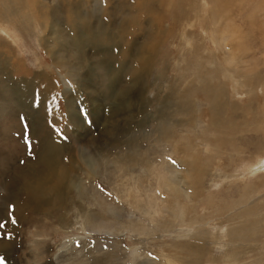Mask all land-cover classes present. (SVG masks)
Wrapping results in <instances>:
<instances>
[{
    "label": "rangeland",
    "instance_id": "obj_1",
    "mask_svg": "<svg viewBox=\"0 0 264 264\" xmlns=\"http://www.w3.org/2000/svg\"><path fill=\"white\" fill-rule=\"evenodd\" d=\"M46 1L50 7H63L59 17L43 19L38 10L43 8L41 1L29 8L35 20L9 23L8 34L5 28L0 30V47L7 44L9 48L8 55L0 53V220L11 215L19 222L15 226L9 221L3 229L12 239L0 238V245L18 244L15 252L6 250L7 264H264V117L258 120L254 109H264V91L259 88L260 94L255 83L248 86L249 80L242 86L239 82L241 87L236 86L237 92L231 95L233 79L227 68L232 66L224 60L225 55L230 57L231 45L227 37L219 36L235 18L250 33L247 47L251 51L246 55L251 63L258 58L264 72V11L254 7L260 0L254 5L223 0L227 4L219 21L213 16L212 0L206 12L197 3L200 0H193L177 21L162 17L160 22L171 31L161 32L158 41L151 40L149 31L146 39L141 31L153 24L148 14H142L149 18L147 24L129 19L137 38L136 51L149 47L147 61L151 58V69L133 78L124 55L117 54L129 40L121 42L117 37L109 43L106 38L110 31L122 39L127 25L100 23L93 39L83 37L85 43L93 41L108 52L97 51L93 44L78 47L69 40L66 28L68 3ZM88 1L78 12L79 32L82 22H92L97 14L110 20L127 19L120 10H109L106 0ZM178 11L169 8L167 15ZM184 32L191 41H186ZM244 63L243 59L240 67ZM118 67L125 70L115 75ZM90 74L94 81L83 85ZM235 74V78L244 77ZM207 79L215 91L224 89L220 103H227L228 112L219 115L228 121L234 101L245 108L250 126L241 118L230 127L213 123L209 109L216 104L211 101L212 87L204 90ZM37 87L41 95L65 93L67 103L56 111V123L50 107L48 114L42 105L32 107ZM123 89L132 93L131 104L122 99ZM72 93L87 98L90 117L86 114L85 120L89 122L76 115ZM184 104H193L194 112H186ZM64 112L71 116L65 117ZM187 120L191 124L183 122ZM248 126L256 131L242 133ZM111 128L114 134L105 133ZM83 146L85 151L79 149ZM258 157L263 164L255 162ZM255 163L259 170L248 167ZM52 167L66 170L64 204L44 207L40 214L28 210L17 218L29 172L44 177V170L51 172ZM243 192L245 199L233 205Z\"/></svg>",
    "mask_w": 264,
    "mask_h": 264
},
{
    "label": "bare ground",
    "instance_id": "obj_2",
    "mask_svg": "<svg viewBox=\"0 0 264 264\" xmlns=\"http://www.w3.org/2000/svg\"><path fill=\"white\" fill-rule=\"evenodd\" d=\"M62 1H66L68 3L67 6L70 7L71 10H73V12H72L70 9H67L70 12V15H69V17H67L66 28H67L68 33H70L69 40L72 39L73 42H74V44L76 46H78V47H80V46H84L85 47L87 45L93 44L92 43L93 41L92 42L87 41V43H85L83 41V37H85V38H87L89 40L93 39V37H95V30H96V28L98 27V25L100 23L104 27H107L109 24L112 25L113 23H116L117 24V23H120V22H123L125 25H127V27H124L123 30H122V39L119 37L118 33H115V34L109 33L110 31L109 32H106V35H107L106 38H108L109 43H115L117 37H118V39L121 40V42L122 41L125 42V40H129V41H127V42L124 43L123 50L117 51V54L121 55V53H122L124 55L122 58H123V61L124 62H127V69L126 70H127L128 74L131 75L132 78L134 77L133 75H135L137 72H140V71L143 72V70H147L148 71V70L151 69L149 67V66H151L150 65L151 63L148 62L151 58L147 61V58H146L147 57V53L148 54H150V53L149 52H146V49H149V47L146 48V46H143L141 49H139V50L136 51V49L138 48V47L135 48V46L137 45L136 44L137 38L134 36V32L131 31V27L132 26L129 23V19H131V20L140 19L141 22H142V25L143 24H147V20H149V18L147 17V15H142V14H148L152 18L153 24H147L146 29L143 26L141 28V31L144 32V34L146 36V39H149L148 36H147V34H146L147 33L146 31H149V32H151L150 33L151 34V40H153V41H156L157 40L158 41V39L160 37H163V35H162L163 33H161V32L170 30L169 28H167V25L168 24L165 25V24H162L160 22L161 19H162V17H164L166 20H169L171 22H173L175 20L177 21L178 19H180V18L183 17L182 12L183 13H184V11L185 12L186 11L188 12L189 11V8H191V6H193V4H192L193 3V0H106L107 1V4L109 3V10H120V12L123 14L124 18H127V19L126 20H123L121 18H117V19L110 20L104 14H97V16H94L92 22L89 23L87 21L86 22L83 21L82 22V32H79L80 29H81V26H80V24L78 22V18H79L78 17V12L81 11L82 7L84 5H86L87 2H89V1L88 0H73V3H75V5L71 4L70 0H61V2ZM208 1L209 0H200V1H197V3H199V5L201 6V8H203V10H205V12L207 11V8L209 7V4H210V3L208 4ZM245 1L250 2V3H253V5H254V3L257 2V0H245ZM40 2H41V5H42L43 8H40L39 7L38 10H39V13H40L41 17L43 19H45L46 21L54 20V19H56L57 17H59L61 15L60 10H62V8H63L62 6H61V8H59V7L56 8V6H54V5H52L50 7V6H48L47 1L45 2V0H1V2H0V25L1 26H4V27H0V30L5 28L4 29V33L5 34H8V31L6 29L7 28L6 26H8L9 23H11V24L18 23V24L21 25L22 24V21L25 22L26 19H34L35 20V17H34L35 15L29 11V8L30 7H32V8L35 7ZM187 2H188V4H187ZM211 2H212L211 10H212L213 16H214V18H216L217 21H219L220 19L223 18V15L220 14V12L221 11L223 12V7H225L227 3L225 1H223V0H212ZM233 2H235L236 4H240L241 2H243V0H233ZM254 7L256 9H259L260 8L259 9L260 11H264V0H260L259 2H257V5H254ZM96 8L97 7H95V9ZM169 8L176 9L177 11L178 10L179 11H178V13L176 12L173 15L170 14L171 16H168L167 15V10ZM99 9L100 8L98 7V10ZM200 9H199V11L197 10L196 12H200ZM90 10H92V9H90ZM39 13H38V15H39ZM164 13H166L165 14L166 16L164 15ZM27 14L31 18H28ZM196 15H197V13H196ZM121 17H122V15H121ZM263 17L264 16H262V18ZM105 18H107V19H105ZM258 18L260 19V16H258ZM198 20L199 19L197 18L196 21H198ZM149 22H150V20H149ZM203 24H204V22H203ZM216 24H218V23H216ZM239 24L240 23L237 22L235 18H231L230 21H228V23L225 25V27L219 32V36L222 37V38L223 37H227V39H228V41H229V43L231 45L230 46L231 49H229L230 50V57H228V55H225L224 56V60H225V63L226 64L232 66L231 67L232 69L231 68L230 69L227 68V71L230 70V73L229 74H231V77H229V78L231 80L232 79L234 80V81L232 80V82H231V88L233 90V92L231 94L232 96H233L234 92H237V89L235 88L236 86H238V89H239L242 85L247 84L249 80H250V82L248 83V86H250L251 84L255 83L256 84L255 85V88L257 90L259 88H262L263 91H264V72L262 71V63L260 62V60L258 58L255 59L254 63H251L250 62L251 57H249L248 55H246L248 52L251 51V48L250 47H247V44H248V41H249V34L250 33L249 34H248V32L246 33V30L243 28V26H241ZM23 25H25V23ZM77 27H78V30L75 31L77 29ZM117 28L120 29V25ZM113 30H115V29H113ZM119 32H121V31H119ZM51 33H53V29H52V32ZM191 33L193 34L194 32L191 31ZM212 37L215 38V36H213V35H212ZM184 38H186V41H188V42L192 40L191 38H189V33L188 32H184ZM214 38H212V39H214ZM224 40H226V39H224ZM55 43H56V45L61 46L59 44V41H56ZM152 44L153 43H150L151 46H153ZM93 45L95 46V44H93ZM147 46H148V44H147ZM61 47H63V46H61ZM91 47H93V46H91ZM95 48H97L96 49L97 51H99V50L102 51V52L103 51L104 52H108L109 51V49H104V48H100V47H97V46H95ZM81 50L83 51V49H81ZM8 52H9V48H8V45L7 44H4V45H2L0 47V53L1 54L8 55L7 54ZM253 52L255 53V51H253ZM95 54H96V52H95ZM8 57L3 58V60H5L4 62L6 64L9 63L8 62L9 61ZM126 57H128V58H126ZM131 57H132V59H131ZM133 58H136V59H133ZM241 58H242V60L244 59V62H245L244 65L242 64L243 65L242 67H240V65H239L242 62V60H240ZM10 59H11V57H10ZM145 65H147V66H145ZM122 70L124 71L125 70V67ZM123 71H121V69L118 67L115 75L118 74V73H121ZM57 72H60V71H57ZM237 72L239 73L240 76L244 75V77L238 79L237 76H236V78L234 76H232L233 73H234V75H236L235 73H237ZM92 75L93 74H90V79L89 80H88V76H87L86 80L83 82V85H89V82L90 81H94ZM202 79H204V78L202 77ZM220 79H221V77H220ZM37 81L38 80H36V82ZM208 81H210V80L207 79V81H205L207 83L204 86V90L207 89V88L210 89V90L213 89V87L211 86V84ZM239 82H240V84L242 83L241 86H239V84H238ZM69 83H70V85L73 84L71 82H69ZM132 83H133V81L130 82L129 87H132L133 86ZM6 84H10V82L7 79H6ZM22 84H24V83H22ZM22 84L19 83V85H22ZM126 85L128 86V83H126ZM192 85H194V84H192ZM192 85L189 84L190 87ZM211 87H212V89H211ZM218 87H220L219 84H218ZM16 88H18V85L16 86ZM194 88H197V87H194ZM233 88H235V89H233ZM13 90H14V88H13ZM29 90L31 91V88H29ZM218 90L216 89V91H215L213 89V91H212L214 93V95H213V98H212L211 101L214 104H216V105H212L211 106V109H209V111H212V115H214V117H213L214 118L213 119L214 122L213 123H215L216 125L217 124H221V123H223V124L226 123L230 127V126H234L235 125V122L237 123L238 118H241V120H243V123L246 126L249 125V123L247 121V115H248V113H246L245 108L243 106L238 105L233 100H232L233 101L232 104L229 106L230 116L228 118V121H225L223 119V117H221L219 115L220 113H224V112L227 113L228 112V110H227L228 107H227V103L226 104L220 103L221 100H223L222 99L223 98L222 97V91L224 89L223 90H219L220 92ZM257 90H256V92H257ZM15 92L16 91L14 90V93ZM259 92L261 94L260 89H259ZM226 93H225V95H226ZM131 94H132L131 92H127L125 89H123L122 99L124 100L125 103L131 104L132 101H129V100H132V99H129V97H131ZM225 97H224V99H225ZM259 98H260V96H259ZM226 100H227V98H226ZM236 100H238V97H236L235 101ZM256 101H257V99H256ZM223 102H225V101H223ZM20 103L23 104L25 102L24 101H20ZM241 104H243V103H241ZM254 105H255V103H253V106ZM193 106H194L193 104H184L185 110L188 113H193L194 112L193 111ZM51 108H52V106L50 105V110H52ZM254 109L257 112V114L260 116V118L258 120H261V119L263 120V117H264V109H261V108L259 109V108H256V107ZM194 118L195 117H193L192 120ZM192 120H190V121H192ZM190 121L187 120V121H183V122H185V124H191ZM111 122H112V120L107 121L108 124H110ZM103 126L105 127L106 125L104 124ZM249 126L246 127V129H244L241 132L242 133H246V132L251 133L253 131H256V128H254V130H253V128L250 129ZM169 127L170 126H167L164 129H167ZM111 129L113 131L108 130V129H105V133H107V131H108V134L110 135V133L114 134L116 132L115 129H113V128H111ZM232 129H233V127H232ZM249 130H252V131L250 132ZM119 132L120 131H118V133ZM79 149L82 150V151H85L86 150L85 149V146L80 147ZM260 158L261 157H258L255 162H257L259 164L262 163L260 161ZM259 164H256L255 163V164H252L250 166L248 165V167L250 169H252V170H259V167H258ZM251 175H253V174H251ZM66 177H67L66 170L64 169L61 172H59V171H57V168L56 167H52L51 172H49L48 170H44V177H42L41 174L39 176H36V175H33V174H31L29 172V174L26 177V194H25L24 199H23L21 211L16 215V217L17 218H20L28 210H34V211H37L39 213V212H42V209H44V207H52V208L57 207V206L61 207L64 204V202H65L64 200H66V194L68 193L67 186H66V184L64 182L65 179H66ZM168 182H171V181L168 180ZM172 190H173V188H171V191ZM243 193L239 195V197L241 198V200L240 201L239 200L238 201H235L233 203V205H236L238 203L241 204V201L243 199H245V196H246V193L245 192H243ZM49 211L50 210L47 209L42 214H44L45 216H47V214H48ZM253 229H254V227H253ZM246 231H249V229L248 230L246 229ZM255 231H258V229L255 230ZM251 233H253V232H251ZM250 236H252V235H250ZM252 237H250V238H252ZM9 238L12 239L11 237H9ZM250 238H249V240H250ZM232 240H234V239H232ZM17 245H16V243L14 241L12 243L5 242V243H2L0 245V264H3L5 262V260H6V255H5L6 250H10L12 252L13 251L15 252L16 249H18L17 248L18 247ZM232 263H233V261H232Z\"/></svg>",
    "mask_w": 264,
    "mask_h": 264
},
{
    "label": "snow or ice",
    "instance_id": "obj_3",
    "mask_svg": "<svg viewBox=\"0 0 264 264\" xmlns=\"http://www.w3.org/2000/svg\"><path fill=\"white\" fill-rule=\"evenodd\" d=\"M107 19V18H105ZM72 92V91H71ZM36 97H38V102L36 100ZM71 97L73 98L74 104H75V113L80 119V121L83 122H89L85 120V115L87 114L90 117V113H87V98L80 99L78 95L75 93L71 94ZM67 103V98L65 97V93L61 91L58 95L55 91L49 92L46 95H41V89L40 87H37V89L34 92V100H33V105L32 107L39 109L40 106H43V109L45 110V113L48 114V109L50 105L52 106V119L53 123H56V111L61 108L63 104ZM85 105L84 108L81 107V105ZM63 115L65 117H70L71 113L64 112ZM21 120L25 125L26 131L29 132L30 134V128L28 126L27 119L21 115ZM50 127L52 126L51 124L49 125ZM55 130V129H54ZM31 145V141H29V146ZM10 211H14V206L11 207ZM9 221L13 223V225L18 226L19 222L15 219L14 216H9L7 220H0V238H4L5 235L8 237H11V233H5L3 229H6L8 227ZM5 264L7 262L5 261Z\"/></svg>",
    "mask_w": 264,
    "mask_h": 264
}]
</instances>
